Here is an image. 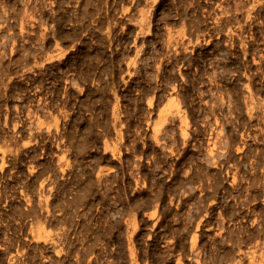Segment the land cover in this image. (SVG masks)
<instances>
[{"label": "rangeland", "instance_id": "1", "mask_svg": "<svg viewBox=\"0 0 264 264\" xmlns=\"http://www.w3.org/2000/svg\"><path fill=\"white\" fill-rule=\"evenodd\" d=\"M0 20V145L15 152L0 172V264H194V248L257 264L264 114L247 105L264 101V0H0ZM171 83L196 129L187 146ZM217 95L239 103L203 214L210 193H179L187 168H206L227 111L210 107Z\"/></svg>", "mask_w": 264, "mask_h": 264}, {"label": "clouds", "instance_id": "2", "mask_svg": "<svg viewBox=\"0 0 264 264\" xmlns=\"http://www.w3.org/2000/svg\"><path fill=\"white\" fill-rule=\"evenodd\" d=\"M148 3L151 5H154L157 3V0H148ZM5 16L7 15V12L4 13ZM222 15L225 17L231 15L229 10L227 8L222 10ZM250 18V13H249ZM5 27V24L2 20H0V29H3ZM168 31L171 32L173 29L171 27L168 28ZM186 29L184 27L180 28V37L181 42L184 39H187L185 36ZM142 35H147V32H142ZM235 32L230 30V35H234ZM11 34H9L8 37H5L4 40H0V48H3L5 46L4 41L10 40ZM176 45L169 44L168 47L172 48ZM154 47V46H153ZM143 54V49H139L136 53V56L133 60V67H137L141 61L140 57ZM169 56L173 55V53L170 51L168 53ZM5 53L0 50V57H4ZM157 67L160 65V61L157 59ZM145 66H147V61H143ZM30 69H26L28 71ZM135 74V73H133ZM215 73H213V82H215ZM155 80L156 78L153 77ZM69 86L72 88L77 89V91L83 93L84 88L81 87L79 84H77L75 81H70ZM169 87L172 89V92L175 93L173 98L176 100L177 107L180 110V115L184 118V125L182 129V139L187 146V142L192 139L191 133L195 131L196 129L193 128L190 119L187 115V109L184 107V105L179 101L177 98L179 95V89L178 86L175 83H171ZM248 100L251 101V96L248 97ZM238 101L233 100L231 95H217L216 100L214 103L210 104L211 108L226 109V114L222 112V119L217 121V124L213 125L214 130L218 131V135L215 137V144L214 147L211 148L210 155H202V157L199 159L198 164L206 165V168L203 170H198L197 165L190 166L185 170V183H186V191H182L179 193L180 198L182 199L184 196L192 195L197 192L201 193L203 196L204 193H210L209 196L202 199L200 201V207L203 214H207V205L210 203H215V193L216 188L213 184L212 178L207 176V168L212 167H220L221 162L227 161L230 157V142L229 137L226 134L225 128L226 125L229 123H232L234 118V113L238 110ZM255 113H262L264 114V101H260V103L257 105L255 101H252L251 103H248L247 105V114L250 119L257 118ZM261 119H264V115L260 117ZM30 119L35 120V114L32 113L30 115ZM166 123H171V121H167ZM21 126L20 122H18L15 127L19 128ZM32 132H36L37 128L35 124L33 125ZM161 138L159 139L158 143L161 145V147L164 149V151L167 152H173L177 150V144L178 141L176 139L177 133L175 131H166L164 130V126L161 125V132L159 133ZM14 139V138H13ZM61 139H63V135H61ZM170 142V143H169ZM37 143L36 139L29 138V140L25 143V147L30 146L31 144ZM71 147V144L65 146V154H67L68 149ZM15 155V152L12 148H9L7 145H0V172H3V170L8 167V163L6 162V157L9 155ZM255 163V161H253ZM242 179V178H241ZM173 199L175 200L176 197L174 196ZM115 218V217H114ZM191 223V220H190ZM253 226L257 228L258 231L261 232L262 235H264V223H261L260 221H253ZM219 231L223 233L225 231L223 224L220 225ZM231 235V233H230ZM223 240H227L229 237L221 236ZM259 244V247L262 249L260 252L259 260L257 261V264H264V241H257ZM60 247H63V243L59 245ZM241 242L239 240L235 241L234 247H241ZM244 255H247L245 253ZM192 259L194 260V264H222V258L218 259L217 255L213 253H208L203 251L201 248H194L193 249V255ZM255 259V257H254ZM177 264H183L182 258L177 260ZM233 264H241V260L234 259Z\"/></svg>", "mask_w": 264, "mask_h": 264}]
</instances>
